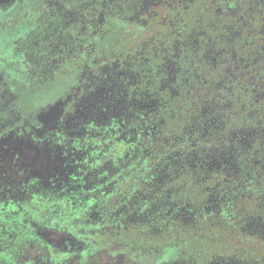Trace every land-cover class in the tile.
<instances>
[{"label": "flooded vegetation", "instance_id": "1", "mask_svg": "<svg viewBox=\"0 0 264 264\" xmlns=\"http://www.w3.org/2000/svg\"><path fill=\"white\" fill-rule=\"evenodd\" d=\"M234 2L0 0V264H264V0Z\"/></svg>", "mask_w": 264, "mask_h": 264}, {"label": "snow or ice", "instance_id": "2", "mask_svg": "<svg viewBox=\"0 0 264 264\" xmlns=\"http://www.w3.org/2000/svg\"><path fill=\"white\" fill-rule=\"evenodd\" d=\"M244 0H235L233 7L236 9L232 13V15H236L238 11L242 10ZM243 18H241L242 20ZM262 25H264V21H262ZM245 27H251L250 25H245ZM228 32H232L231 26L227 27ZM261 32L264 33V26L261 28ZM251 34V33H250ZM239 35V33L235 34ZM220 40L224 43L231 44L232 39L224 36L222 33L220 36ZM225 50V54H226ZM27 107L25 108V111L28 114L29 120L28 122L31 123V120L36 119V115L38 112L42 111L47 116L46 122H51L53 124L59 123L61 121H68L74 118V113L72 110L67 111H57L56 107H49L50 104H55V101L50 100L48 97H37L30 101H26ZM64 109H67V105L62 106ZM5 108L3 106H0V137L4 134V129L7 127V119L8 117L5 116ZM12 115H15V113H12Z\"/></svg>", "mask_w": 264, "mask_h": 264}]
</instances>
